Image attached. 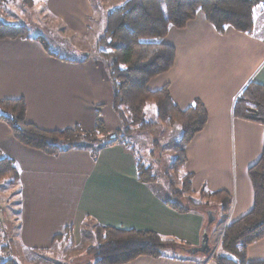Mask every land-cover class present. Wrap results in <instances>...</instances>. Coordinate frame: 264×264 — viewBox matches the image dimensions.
<instances>
[{
    "label": "crops",
    "instance_id": "0c3cea01",
    "mask_svg": "<svg viewBox=\"0 0 264 264\" xmlns=\"http://www.w3.org/2000/svg\"><path fill=\"white\" fill-rule=\"evenodd\" d=\"M42 1L72 33L76 53L95 45L88 42L95 39L94 24L99 18L103 25L99 35L108 11L117 5V0L97 6L93 0ZM257 16L256 34L231 26L220 33L201 10L185 27L172 26L164 41L176 49L174 65L148 82L152 91L168 84L182 109L195 99L206 107V126L186 146V171L193 174L196 196L204 188L232 195L233 205L226 222H219L220 229V213L179 212L166 202L167 181L158 185V179L153 183L139 179L133 137L103 146L96 154L95 146L80 142L51 155L22 143L0 120V156L14 159L20 173L16 184L6 182L8 192H13L12 186L18 188L16 233L11 228L8 241L1 235L0 247L9 244L11 255L19 259L26 250L49 252L56 235L69 231L76 241L91 221L153 230L199 249L159 258L141 255L121 264H216L207 257L206 243L211 245L216 229L223 233L225 225L252 209L249 169L264 150V126L233 115L234 100L244 86L249 81L264 84V20ZM65 58L49 54L38 35L0 39V97H24L27 120L45 129L80 125L89 131L96 128L98 118L110 128L111 121L99 112L112 100V87L101 67L96 61ZM208 214L214 219L206 229ZM248 257H264V238L248 246Z\"/></svg>",
    "mask_w": 264,
    "mask_h": 264
},
{
    "label": "trees",
    "instance_id": "16d2710c",
    "mask_svg": "<svg viewBox=\"0 0 264 264\" xmlns=\"http://www.w3.org/2000/svg\"><path fill=\"white\" fill-rule=\"evenodd\" d=\"M8 1L0 0V6ZM34 1L23 0L26 4ZM263 8L264 0H125L109 12L105 32L97 41L99 54L107 62L115 88L112 104L121 122L118 132L107 137L108 127L101 118H98L93 131H86L80 125L53 130L42 128L27 120L24 97H0V120L11 127L14 136L22 143L51 155L74 147L82 140L97 143L93 150L96 154L103 146L120 140L127 142L137 132H145L164 123L177 124L181 129L175 145L177 155L171 161L172 171L168 169L164 176L169 193L165 197L166 202L179 212L193 209L215 212L212 201H217L219 205L216 209L220 208L221 216L228 218L233 205L232 195L224 190L204 188L199 192L201 200H196L193 174L186 171V146L208 121L204 103L195 99L188 108L182 109L173 100L168 84L152 91L148 82L174 65L176 49L164 41L172 26L185 27L201 10L220 33L231 26L256 34V11ZM16 37L27 38L26 27L5 21L0 9V39ZM38 38L49 54L67 59L54 52L41 37ZM149 102H153L157 109L155 121L145 118V107ZM233 115L264 126V84L249 81L234 100ZM98 133L105 137L98 138ZM156 138L153 148L147 152L149 155L160 154L162 146ZM145 154L136 152L138 176L145 183H153L158 175L152 163L143 159ZM249 175L254 186V205L247 214L225 225L220 249L212 256L216 264H264V257H248V246L264 238V150L259 160L250 167ZM2 179L10 183H17L20 179L15 160L7 155L0 156ZM90 224L96 226V245L89 250L95 258L94 264H121L141 255L159 258L167 253H186L192 248L183 241L163 237L153 230L118 228L91 221L85 223L84 229ZM68 236L71 237L69 231L66 236L58 234L54 243ZM0 264L21 263L15 255L0 254Z\"/></svg>",
    "mask_w": 264,
    "mask_h": 264
},
{
    "label": "rangeland",
    "instance_id": "374dc122",
    "mask_svg": "<svg viewBox=\"0 0 264 264\" xmlns=\"http://www.w3.org/2000/svg\"><path fill=\"white\" fill-rule=\"evenodd\" d=\"M93 1L96 6L98 3H102L104 5V0ZM124 1L125 0H117L116 7L120 6ZM116 7L110 9L112 10ZM0 9L2 12V18H4L5 21L25 26L27 35H38L54 52L59 54V56L69 58L77 57L85 61H96L97 65L101 67V71L105 75L106 79H108L112 87L110 92V98L112 97V100L110 102L111 104L109 103L108 105H106V107L104 106L103 108L99 107L101 108L99 112H101L100 114L102 116H106L111 121L109 122L111 127L109 128L107 126V137L110 134L118 132L121 122L118 115L113 110L112 104L115 88L112 77L107 68V62L100 56V49L99 47H97V41L105 32L107 17L111 10L108 11L107 17L105 19L104 29L99 35L97 33L103 26L100 23V19L98 18L96 23L94 24L91 36H94L95 39H93L92 41L89 39L88 42H93L95 43V45L87 49H81L76 53L72 48V44L75 41L73 39L72 33H70L67 29H64L65 27H63L57 17L47 10L45 3L42 0H35L32 4H26L23 2V0H10L7 3L2 4L0 6ZM256 15H258L257 17L259 19L264 20V8L261 11L257 10ZM87 51L88 54H86ZM145 118L150 121H155L157 119V109L153 102H149L146 105ZM180 133L181 129L179 125L164 123L150 130H146L145 132H137L133 136V140L136 143V147H134V149L140 155H143L151 150L153 148V141H155V139H157L156 137H158L159 143L162 146L160 154L157 153L153 155L151 153L152 155H149V153H147L145 154V158H143L144 160L146 159V161H148L149 163H152L154 171L158 175V185H163V181H166V178L164 176L166 171L168 169H171L170 165L172 166L173 164V162L171 161H173L177 155V152L175 151V145L179 140ZM97 137L104 138L105 136L98 133ZM80 142L85 144L89 143L86 140H82ZM89 144L95 147L98 146L97 143ZM157 158L159 159L157 160ZM6 182L9 181L5 179L0 180V236L2 235L3 239H6V241H8V237L12 235V232H10L9 230L12 228L15 235L18 224V210L16 208V194L18 188L12 186L13 192L12 190L11 192H8V184ZM194 198H196V200H201L202 196L198 194L197 196L194 195ZM205 199L208 198L205 197ZM216 202L217 201H212V209H214L215 212L219 214L220 208L216 209L219 203ZM14 204L15 207L13 208ZM209 218L210 217L208 214V216H206V229H208L210 226ZM224 220L226 222L227 218H224L223 215L221 216L220 213V217L217 219V229L218 227L219 229L221 227L219 226V222L222 223ZM95 227L94 224L93 226H91V224L87 226L83 230V232H81V235L77 237L76 241L75 238H72V236H68L62 238L61 240H57V242H55L54 244V248L49 252H29L28 250H26L25 253H23L24 256L21 255L20 259L18 257L17 259L19 261L21 260V264H94L95 258L92 254H89V250L90 247H95L96 245L97 240L95 235ZM217 229L216 236L214 235L211 239L210 246H212V248H210V251H208L207 255V257L209 258L212 257L213 254L220 249V242L223 233H221V231H218ZM10 250L11 249L9 248V244L6 246H2L0 247V254L3 256H9L14 252ZM31 258H33L34 260Z\"/></svg>",
    "mask_w": 264,
    "mask_h": 264
},
{
    "label": "water",
    "instance_id": "95a60500",
    "mask_svg": "<svg viewBox=\"0 0 264 264\" xmlns=\"http://www.w3.org/2000/svg\"><path fill=\"white\" fill-rule=\"evenodd\" d=\"M209 217H210L209 218V222L211 223V221H213V219H214V216L212 214H209ZM205 248H206V250H205L206 252L210 251V247L207 246V243H206ZM196 250H199V249L196 248V247H193V248L188 249L189 252H195ZM201 250H203V248Z\"/></svg>",
    "mask_w": 264,
    "mask_h": 264
}]
</instances>
